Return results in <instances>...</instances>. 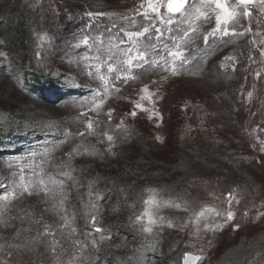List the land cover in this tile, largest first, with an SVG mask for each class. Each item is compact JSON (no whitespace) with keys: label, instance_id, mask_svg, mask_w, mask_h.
<instances>
[{"label":"rangeland","instance_id":"1","mask_svg":"<svg viewBox=\"0 0 264 264\" xmlns=\"http://www.w3.org/2000/svg\"><path fill=\"white\" fill-rule=\"evenodd\" d=\"M227 7L0 0V264H264V0Z\"/></svg>","mask_w":264,"mask_h":264},{"label":"snow or ice","instance_id":"2","mask_svg":"<svg viewBox=\"0 0 264 264\" xmlns=\"http://www.w3.org/2000/svg\"><path fill=\"white\" fill-rule=\"evenodd\" d=\"M202 2L214 3L216 8L221 10V15H218L216 17L218 27L221 23H227L228 21L233 19L234 16L236 15L234 10H230L227 7V0H202ZM251 2H252V0H239L240 4H248ZM187 3H188V0H164V4L161 3V0H147L148 7L151 9V11L153 13H155L157 15H159L161 7H164L165 5H166V11L168 13H170V14L180 13L185 8ZM197 12L199 13V16H205L206 15L203 12H199V9H197ZM142 15L147 16L148 13L145 12ZM169 22H171V21L169 20ZM156 31L159 34V29H157ZM148 32H149V28H144L143 31H141V32L127 33V36L130 40L136 41L140 37H143ZM225 34H227V33H225ZM169 55L172 57H182L183 53L181 50L177 49L176 51L170 52ZM144 59H145V57L143 55H140L139 53H137V55L131 56V58H129L127 60V64L132 65L136 60H144ZM111 71H113V69L111 67H109V72H111ZM138 107H139V105H138ZM133 115H135V113H133ZM89 127H91V124H89ZM108 139L111 140L112 137L109 136ZM229 216H231V213H229ZM146 230L151 231L150 228L146 229ZM96 231L99 232V231H102V229H96Z\"/></svg>","mask_w":264,"mask_h":264},{"label":"water","instance_id":"3","mask_svg":"<svg viewBox=\"0 0 264 264\" xmlns=\"http://www.w3.org/2000/svg\"><path fill=\"white\" fill-rule=\"evenodd\" d=\"M170 14V13H169ZM177 13H172L170 15H175ZM200 256L197 254L187 253L183 259V264H197Z\"/></svg>","mask_w":264,"mask_h":264},{"label":"bare ground","instance_id":"4","mask_svg":"<svg viewBox=\"0 0 264 264\" xmlns=\"http://www.w3.org/2000/svg\"><path fill=\"white\" fill-rule=\"evenodd\" d=\"M14 214V213H13Z\"/></svg>","mask_w":264,"mask_h":264}]
</instances>
